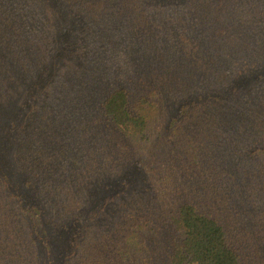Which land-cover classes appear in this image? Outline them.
I'll use <instances>...</instances> for the list:
<instances>
[{
  "label": "trees",
  "instance_id": "16d2710c",
  "mask_svg": "<svg viewBox=\"0 0 264 264\" xmlns=\"http://www.w3.org/2000/svg\"><path fill=\"white\" fill-rule=\"evenodd\" d=\"M55 1L93 23L82 67L56 57ZM115 52L137 85L96 92L84 66ZM0 148V264H264V0H0ZM143 158L147 190L104 198Z\"/></svg>",
  "mask_w": 264,
  "mask_h": 264
},
{
  "label": "rangeland",
  "instance_id": "374dc122",
  "mask_svg": "<svg viewBox=\"0 0 264 264\" xmlns=\"http://www.w3.org/2000/svg\"><path fill=\"white\" fill-rule=\"evenodd\" d=\"M151 4L160 6V5H170L174 3L176 0H149ZM52 5L50 6L49 12L52 14L51 19L54 20L56 23L59 24L60 28L58 30V34L56 37V40L58 41L59 47L57 48V54L56 57L61 59L63 54L65 53L68 57L73 54L75 63L76 65L82 67V61L86 58V52L85 51V44H84V39L87 37L90 33L94 32L93 29V23H88L86 20L82 17H79V15L76 12V9L74 7H68L62 4H59L58 1H55L54 3H51ZM74 8V9H73ZM110 14V11L108 10L107 14V19L110 21H106V24L108 26V22H111V27L115 30H120L118 34L124 33L126 29L122 28V23L119 20H111L108 16ZM160 20H165L163 16H159ZM180 19L179 17H177ZM175 27H180L179 21L175 18ZM189 31V30H187ZM102 35H108V31H99L98 26L95 30L94 36H102ZM170 35V34H169ZM173 38L177 39L176 35L173 34ZM126 60H132L130 58V53L126 55L120 54L119 52L112 53L108 55V62L105 63V67L102 66V64H99V70L96 68V60L91 59V62L89 64H86L84 68H89V69H94L96 71L101 72V79L103 82H101L97 89L96 92H101L105 91L108 88H111L115 85H127V86H136L137 85V80L135 77L137 76L135 72V67L133 65L131 66V63L128 67L125 66V61ZM68 66H71L69 64ZM51 69L49 71V74L52 73ZM145 68L143 69L144 72ZM44 77V74L42 73L41 76H39L33 83H32V91L35 92L36 88L41 86V88L45 87L46 84V76ZM133 77H132V76ZM93 84V80H90ZM133 83V85H132ZM45 89V88H44ZM43 89V90H44ZM24 100V99H23ZM22 100V102H23ZM177 111V109H176ZM1 149V148H0ZM1 154L4 157H7L5 150L1 149ZM161 153H157V158L154 160H148L147 165L145 166H150L153 165L157 172L155 175L152 176L151 181L154 182L155 180H158V176H162L158 171L161 167L159 158ZM3 159V158H2ZM4 160V159H3ZM140 160L138 163H133V166L127 170L120 176H118L116 179H108V182H106L104 185L108 184V193L102 194L104 198H108V200L113 199V198H119V197H127L130 196L133 193H143L145 190L148 188L147 184V174L144 169L139 166L141 163ZM5 161V160H4ZM4 161H2L3 164H6ZM9 162V161H8ZM159 162V163H158ZM8 164V163H7ZM7 164L5 169H7ZM144 165V163H142ZM159 181V180H158ZM93 195V194H92ZM125 201V200H118L116 201L113 205H111L107 211H105L106 216L109 214H112L115 212V210L118 208V205L120 202ZM89 210V208L85 209L83 211V214H86V212ZM105 216V217H106ZM244 220H248L250 223L249 227V232L253 233L254 227H253V220L251 217H249V213L244 214L243 216ZM248 226V225H247ZM246 225L241 226L242 231H248V227ZM253 227V228H252ZM78 234L75 232V228L70 230L69 232H60L56 238L55 237H50L47 242H49V246L54 251V262L55 260L58 263H62L64 260V255L68 254L69 248L71 247V239L73 236H77ZM252 238L251 236H249ZM262 238V239H261ZM257 237L255 238L254 242L256 244L257 249H254L256 255L260 253L264 254V236L263 237ZM253 238L251 239V241ZM254 244V243H253ZM259 251V252H258ZM262 258H264L262 256ZM262 262L263 260L260 259Z\"/></svg>",
  "mask_w": 264,
  "mask_h": 264
}]
</instances>
